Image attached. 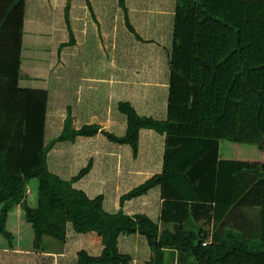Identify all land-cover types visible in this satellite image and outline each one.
<instances>
[{"label": "trees", "instance_id": "trees-1", "mask_svg": "<svg viewBox=\"0 0 264 264\" xmlns=\"http://www.w3.org/2000/svg\"><path fill=\"white\" fill-rule=\"evenodd\" d=\"M70 1L65 18L72 43ZM22 2L13 0L4 13L16 38H21V17L14 9L21 5L23 10ZM119 6L137 35L126 0H119ZM14 43L15 38L10 50ZM2 50L0 46L1 55ZM13 56H7V66ZM169 64L167 119L139 115L130 102L120 101L127 131L118 136L96 123L75 129L69 111L61 135L43 147L39 163L23 174L9 169L8 153L0 150V235L11 238L7 217L21 205L35 230L36 247L46 236L64 242L68 222L78 233L94 231L102 237L101 255L82 250L76 264H131L132 257L119 251L118 239L137 233L145 236L153 264H165L166 249L193 256L195 264H264V162L220 157L221 140L264 150V0H177ZM4 68L0 65V74ZM10 77L4 81L3 75L2 82L12 88L11 99L21 98L26 91L17 88L20 72ZM5 121L3 116L0 126ZM142 128L166 135L163 171L124 194L121 205L160 186L163 229L145 214L130 216L122 208L109 213L102 196L92 199L75 189L73 183L88 173L91 163L70 180L51 173L47 165L56 142L99 132L130 144L137 155ZM33 178L39 180L36 207L26 199Z\"/></svg>", "mask_w": 264, "mask_h": 264}, {"label": "crops", "instance_id": "crops-1", "mask_svg": "<svg viewBox=\"0 0 264 264\" xmlns=\"http://www.w3.org/2000/svg\"><path fill=\"white\" fill-rule=\"evenodd\" d=\"M105 1H70V26L75 39L72 43H69L70 30L65 18L68 0H23V10L21 5L15 7L14 15L21 17L24 53L20 59L25 64L21 66L17 88L26 93L13 99V106L5 103L0 107L4 111L0 110V120L3 116L6 120L0 126V150L7 151L11 171L23 174L39 163L43 147L63 132L69 111L75 129L96 123L118 136L127 131V117L118 109L120 101L130 102L139 115L160 120L168 118L173 32L172 39L164 32L159 39L144 37L131 21L132 10L126 0L129 21L138 37L127 27L125 12L124 23L117 24V7ZM12 2L0 0V46L5 53L1 55L2 60L9 55L13 40V37L9 39L13 27L4 15ZM117 5L122 9L119 0ZM99 12L109 13L110 20L105 21ZM41 40L47 43L39 42ZM33 48L46 52L45 71L30 70L35 64L39 65L32 63L39 55L28 52ZM162 74L165 77L159 80ZM0 76L3 77V73ZM1 77L0 84L3 83ZM19 107L27 112L34 109V117L20 113ZM165 141V134L142 128L139 149L134 155L130 144L113 142L101 132L94 136H77L72 141L52 145L47 153V165L51 173L70 180L91 163L88 173L73 183L75 189L92 199L102 196L103 207L109 213L122 208L130 216L145 214L163 229L160 186L126 200L123 206L121 197L163 171ZM222 143L221 140L222 159L247 161L239 157L237 150L236 157H224ZM27 187L26 199L30 205L28 198L32 189L29 183ZM37 204L38 191L36 204L30 206ZM6 229L11 238L0 235V264H76L80 251L99 256L104 249L100 235L94 231L78 233L71 222L67 223L64 242L46 236L36 247L35 230L26 220L21 205L9 212ZM118 248L132 257L131 264H153V253L145 236L139 233L120 235ZM164 260L165 264H195L193 256L176 249H166Z\"/></svg>", "mask_w": 264, "mask_h": 264}, {"label": "rangeland", "instance_id": "rangeland-1", "mask_svg": "<svg viewBox=\"0 0 264 264\" xmlns=\"http://www.w3.org/2000/svg\"><path fill=\"white\" fill-rule=\"evenodd\" d=\"M108 2V3H107ZM106 4H112V7H117V24L124 23V12L122 9H118L117 0H106ZM104 3V4H105ZM177 0H129V6L131 7L132 13V23L136 27L137 31L142 34L146 38H153V39H159L162 32L165 34H170V37L172 39V32H173V26H174V19H175V8H176ZM101 17H104L103 19L105 21H109L110 14H101ZM113 15V13H112ZM11 37L15 38V45L12 46V50L9 49V54L13 53V57L11 62H9V66H7V57L4 58V62L0 61V65H3L4 71L3 75L5 76V79L7 81L10 80V76L16 73L20 74L21 72V66H24L25 64L22 62V59H20V56L22 52L24 53V49H22L23 45V38H17L16 40V34L10 35L9 39ZM13 38V39H14ZM39 42H45L44 40H41ZM41 47V46H40ZM43 47H46L44 45ZM47 48V47H46ZM18 52V53H17ZM29 54L39 55L37 58L32 59V63H38L39 65L36 66V64L33 66V69H30L33 71L41 72L46 70L45 60L48 58L44 55L46 53L45 51H37L33 48V50H28ZM26 55V54H25ZM1 56V54H0ZM37 60H39L37 62ZM11 64H14L15 67L18 69H12ZM92 64V62H90ZM108 64V62H107ZM32 67V66H31ZM30 67V68H31ZM105 71L108 70V67L104 69ZM107 72V71H106ZM31 73V72H30ZM18 75V74H17ZM165 77L164 74L159 75V80L163 79ZM18 79V77H17ZM156 79V78H155ZM52 82V81H51ZM10 85L8 83L2 84L0 86V105L3 103H7L11 106H13L11 98H14V92L12 91V88L10 89ZM15 101V100H14ZM16 102V101H15ZM17 103V102H16ZM18 111L20 113H27V117L33 118L34 117V109H31L30 112H27V110H24V107H19ZM222 149H223V155L232 157L237 156L240 153V158L247 161H264V150L259 149L255 145L250 144H238L233 143L230 141L222 140ZM6 143V142H5ZM1 144H3V139L1 140ZM239 152L237 154V151ZM234 151H236L234 153ZM29 186H31L32 189V195L29 197L30 205L36 204L37 200V191H38V185L39 180L37 178L31 179L29 182Z\"/></svg>", "mask_w": 264, "mask_h": 264}, {"label": "built area", "instance_id": "built-area-1", "mask_svg": "<svg viewBox=\"0 0 264 264\" xmlns=\"http://www.w3.org/2000/svg\"><path fill=\"white\" fill-rule=\"evenodd\" d=\"M204 245H206V242L204 243Z\"/></svg>", "mask_w": 264, "mask_h": 264}]
</instances>
